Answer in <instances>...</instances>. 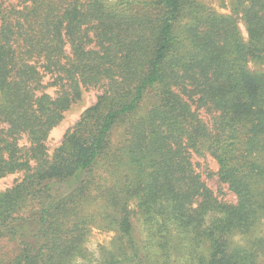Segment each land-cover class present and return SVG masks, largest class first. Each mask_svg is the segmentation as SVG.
Here are the masks:
<instances>
[{
	"label": "trees",
	"instance_id": "1",
	"mask_svg": "<svg viewBox=\"0 0 264 264\" xmlns=\"http://www.w3.org/2000/svg\"><path fill=\"white\" fill-rule=\"evenodd\" d=\"M10 1L0 180L22 178L0 192V264H264V0ZM93 229L113 233L97 255Z\"/></svg>",
	"mask_w": 264,
	"mask_h": 264
},
{
	"label": "rangeland",
	"instance_id": "2",
	"mask_svg": "<svg viewBox=\"0 0 264 264\" xmlns=\"http://www.w3.org/2000/svg\"><path fill=\"white\" fill-rule=\"evenodd\" d=\"M11 4H18L19 0H11ZM205 5H207L209 8L212 10L216 11L219 14L223 15H232L233 14V9H232V0H201ZM242 14H237V17L239 18V27L242 31V34L244 35L245 39L248 38L245 25L241 19ZM253 69H256L254 65H251ZM98 95L97 90H88L83 92L82 99L75 103L70 110H68L65 113V118L64 120L57 126L55 127L49 136V140L47 142V145L50 149L51 154L54 153L55 149L59 147L63 141L64 135L66 132L73 127L78 120L80 119L81 115L83 112L93 105L96 102V98ZM120 141V137L118 135L117 139ZM195 162H199L201 165V172L204 174V181L208 184V186L214 190L215 192H218L219 190V181L217 176H208L209 172L207 170L210 169L213 172L218 171V165L212 159L211 157H196ZM22 178L21 174H16V175H10L2 180H0V192L7 190L8 188H11L18 180ZM223 191L226 193V198L235 203L236 198L235 196L229 192L228 188L226 186H222ZM134 209L136 208L135 206L133 207ZM113 237V233L101 231L98 229H93L92 234L89 238L88 242V247L89 249L98 254V249L102 245H108L110 242L111 238ZM6 248L5 251H11L12 250V245L5 244Z\"/></svg>",
	"mask_w": 264,
	"mask_h": 264
}]
</instances>
